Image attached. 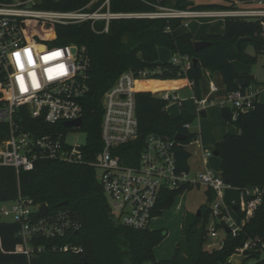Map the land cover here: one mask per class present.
<instances>
[{
    "label": "trees",
    "instance_id": "trees-1",
    "mask_svg": "<svg viewBox=\"0 0 264 264\" xmlns=\"http://www.w3.org/2000/svg\"><path fill=\"white\" fill-rule=\"evenodd\" d=\"M11 0H0L10 2ZM91 0H44L39 8L55 10H77ZM225 3L195 4L187 0H111L114 12H152L155 4L177 9H223ZM98 6L96 4L92 10ZM222 34H206L203 40L210 45L197 50L192 32L177 34L176 29L183 18H117L112 19L109 31H103L104 22L92 21L61 24L39 18H22L21 23L30 41H40L55 45L76 44L85 46L90 57L88 69L89 91L83 98L84 130L87 132V155L93 159L101 150L102 98L118 76L127 70L149 68L156 70L151 79H182L191 81L194 94L201 98V80L205 69L222 74L226 91L240 87L257 85L255 76L248 71H239L234 60L251 64L256 56L246 52L252 42L258 52L264 50V37L260 34L258 21L226 17ZM241 37L251 40L236 45ZM166 47L173 54L188 55L191 66L184 68L172 60L159 63L158 47ZM197 59V63L194 60ZM149 82H161L172 88L181 85L177 81H155L143 78L137 82L136 93L139 132L135 146L139 155L149 134H163L175 138L177 133L186 134L182 141L188 144L197 138V133L186 128L194 116L181 106L177 115L167 112L168 100L154 95L146 87ZM5 100L0 101V106ZM221 115L227 123H233L237 131L226 133L215 145L221 158V172L235 187L264 185V101L256 102L255 108L240 112L233 118V108L223 105ZM15 121L22 130L36 135L58 129L67 130L61 124L52 125L43 118L31 116L26 106L15 113ZM8 124L0 123V145L9 137ZM191 152L181 146L177 149V163L182 170L189 171ZM130 163V160L126 159ZM194 186H183L174 190H163L159 198L155 216L173 206L176 197ZM19 196L31 198L36 204L46 203L50 212L67 213L78 225L65 236L39 238L34 243L43 244L45 250L31 258L24 252V243L19 236L21 225L11 220H0V264H230L229 259L247 237H260L264 240V196L254 215L245 224L242 235L228 236L220 249H208L207 223L210 208L201 206V215L189 213L183 222V236L177 243L173 256L157 260L155 247L168 235L166 229H133L118 224L99 181L95 167L88 164L67 163L59 160L42 159L35 162L31 170L14 166H0V201L9 202ZM208 201L212 192L207 189ZM72 243L82 251L53 250L54 245ZM257 264H264L260 260Z\"/></svg>",
    "mask_w": 264,
    "mask_h": 264
},
{
    "label": "built area",
    "instance_id": "built-area-1",
    "mask_svg": "<svg viewBox=\"0 0 264 264\" xmlns=\"http://www.w3.org/2000/svg\"><path fill=\"white\" fill-rule=\"evenodd\" d=\"M43 1L0 2V101L5 100L0 106V123L8 124L10 128L9 137L0 145V166H14L20 172L21 169H33L35 162L42 159L91 165L100 171L99 181L114 220L133 229L150 228L163 190L204 185L212 192L208 220L212 227L207 228L205 247L220 249L228 236H241L245 224L263 200L264 185L235 187L226 181L222 172L217 173L208 167L194 173L191 169H180L177 149L181 146L186 149L189 145L201 146L199 137L184 144L176 137L152 133L147 136L139 155H136L135 146H131L139 132L136 103L139 90L136 85L143 78L151 79L156 70L140 68L124 71L105 91L102 98V148L93 159H89L83 106V98L89 91L90 57L86 48L76 44L30 41L21 19L31 17L61 24L91 20L94 29L97 22H104L103 31L108 32L111 20L117 18L235 17L258 21L260 34L264 37V0H231L227 2L228 8L209 10L175 9L155 4L157 10L152 12H114L111 0H91L77 10L39 8ZM96 4L98 6L92 10ZM74 48L76 51H73ZM172 61L184 68L192 63L188 55L181 54H174ZM209 88L210 93L220 90L214 80H210ZM162 97L169 102L181 100L172 91L165 92ZM194 101L200 114L210 102L209 98L196 95ZM258 101L260 91L257 85L252 84L227 91L223 105H230L233 118H236L240 112L254 109ZM21 106H26L32 117L43 118L52 125L61 124L67 130L58 129L38 135L22 130L15 121V113ZM78 118H83L82 127L63 124ZM185 126L191 129L190 123ZM79 129L86 132V141L69 142L68 132ZM203 153L206 157L208 151L203 150ZM225 190H236L238 197L228 203L223 193ZM9 202V206L0 208V217L20 223L19 236L28 258L45 250L43 244L34 243L37 239L65 236L78 228L77 223L62 211L49 210L40 214L42 204H36L31 198L19 196ZM210 238L216 241L209 243ZM52 249L82 251L80 246L72 243L54 245ZM235 253L249 259L248 264H257L264 260V240L247 237Z\"/></svg>",
    "mask_w": 264,
    "mask_h": 264
},
{
    "label": "rangeland",
    "instance_id": "rangeland-1",
    "mask_svg": "<svg viewBox=\"0 0 264 264\" xmlns=\"http://www.w3.org/2000/svg\"><path fill=\"white\" fill-rule=\"evenodd\" d=\"M187 1L193 2L192 0ZM245 50L250 55L256 56V61L251 64L240 63L239 61H236V64H238L239 67H242V71H248L255 76L257 87L260 91V100L264 101V50L258 52L252 42H250L246 46ZM214 80L221 89V91L215 96V99L219 100L220 94H222L224 87L222 85V82L216 79L215 76ZM147 86L150 88L149 91H151L156 96L164 95L168 89V86L165 83L161 82H149L147 83ZM204 86H207V83H203V89ZM178 93L180 97L185 100L184 109L194 116V120L192 122L190 130L197 133V137H200L199 131L201 132L204 147L208 151V154L205 157L200 146H188L187 149L192 154L189 159L191 173L201 170L205 167L206 163H208V166L212 170L219 173L221 171V158L220 156L213 155L215 145L223 138V135L229 133V130L227 129H231L235 133L237 131L236 126L233 123H226L223 120L219 104L211 105L207 109V117L197 116L191 99L193 90L189 84L179 88ZM181 109L182 108L180 106H176L174 104V101H170L167 105V112L170 115H174L180 112ZM67 140L72 143H84L86 141V132L80 129L75 131L70 130L67 134ZM97 173L99 176L100 171L98 170ZM223 193L225 194V199L228 203L231 202L232 199H236L238 197V192L236 190H225ZM9 205L10 202L0 201V208L7 207ZM203 205H207L208 208L211 207V202L208 201L207 188L204 185H196L193 189L186 190L183 194H179L176 197L171 208L164 210L162 215L155 216L151 220L150 229H166L168 231V235L154 249L155 257L157 260L169 259L173 256L177 243L183 236V222L185 215H188L189 213H196ZM0 220L9 219L0 217ZM209 227H212V224L208 222L207 228ZM214 241L216 240L211 238L208 240L209 243ZM230 262H232L233 264H248L249 259L246 260L243 254L235 253L230 258ZM146 264H152V262L149 261L146 262Z\"/></svg>",
    "mask_w": 264,
    "mask_h": 264
},
{
    "label": "crops",
    "instance_id": "crops-1",
    "mask_svg": "<svg viewBox=\"0 0 264 264\" xmlns=\"http://www.w3.org/2000/svg\"><path fill=\"white\" fill-rule=\"evenodd\" d=\"M192 1L195 4H202V3H225L224 0H192ZM224 29H225V19L224 18H188V19H184L183 20V23L176 29V32H177V34H183V33H186V32H192L193 35H194L195 40H201L203 38V36L206 35V34H222L224 32ZM158 54H159V60H158L159 63L170 61V60H172V58L174 56V54L171 52L170 49H168L166 47H163V46L162 47H158ZM236 61H238V60H234L233 61V65L236 67L237 70L242 71V67H239L238 64H236ZM240 63H242V62H240ZM214 76L216 77V79H218L219 81L222 82V85L224 87V90H223L222 94H220L219 100H216L215 99V96H216L217 93H219L221 91V89L218 92H216V93H210L209 82H210V80H214ZM150 80L167 81V82H170V81L181 82V85L180 86L174 87V88H171V86L168 85V84H166V85L168 86L167 91H172V92L176 93L179 96V98L181 99L180 102H174V104L176 106L178 105L180 107L181 106H185V102H184L185 100L180 97V95L178 93V89L181 88V87H184V86H186L188 84L192 87L191 81L189 79L182 78V79H174V80H172V79H167V80L150 79ZM203 83L204 84L207 83V86H204V89L202 87L203 86ZM201 84H202V86H201V94H202V97H207L210 100V102L206 105V108L204 109L206 111V114H207L206 117H207L208 116L207 109L211 105L219 104V108H221V106H223V102L225 101L226 92L227 91H226L225 84L223 82L222 74L219 71H214L213 72V71H211L209 69H205L204 70L203 77H202V80H201ZM146 87L148 89H150L147 86V84H146ZM194 95L195 94H194V91H193V95H192V98L191 99H192V102H193V105H194V108H195V113H196L197 116L203 117L198 112L197 105L195 104V101H194ZM162 96H160V97H162ZM178 113H176L174 115H177ZM191 126H192V123H191ZM227 130H229L228 131L229 133H234V131L231 130V129H227ZM199 133H200L199 139H200V142H201V146L200 147L202 148V150H207L204 147V142H203V139L201 137V132L199 131ZM206 167L210 168L208 166V163L205 164V167L204 168H206ZM204 168H202V169H204ZM219 173H221V171Z\"/></svg>",
    "mask_w": 264,
    "mask_h": 264
},
{
    "label": "water",
    "instance_id": "water-1",
    "mask_svg": "<svg viewBox=\"0 0 264 264\" xmlns=\"http://www.w3.org/2000/svg\"><path fill=\"white\" fill-rule=\"evenodd\" d=\"M262 21H264V18H262ZM248 40H251V38H250V37H241V38L237 41V43H236L237 47H238L239 49H241V44H242L243 42H245V41H248ZM210 43H211V42L208 41V40H203V39H201V40H196V41H195V48H196L197 50H199V49H202V48H204V47L210 45ZM73 51H76V49L74 48ZM194 63H197V59L194 60ZM201 115H202L203 117H206V115H207V114H206V111H205V110H202V111H201ZM63 124H64L65 126H67V127H70V126H78V127H82V126H83V118H78V119L73 120V121H65ZM176 138L179 139V140H181V141H183V140L186 139V134L183 133V132H179V133H177ZM213 155H215V156H219V150H214V151H213ZM226 181H227L228 183H230V180H229V179H226ZM49 210H50L49 206H48L46 203H43V204L41 205V208H40V214H46V213L49 212ZM197 214H198V215H201V209H199V210L197 211ZM226 230L229 231L228 228H227ZM85 264H93V263L86 262ZM230 264H232V263H230Z\"/></svg>",
    "mask_w": 264,
    "mask_h": 264
}]
</instances>
